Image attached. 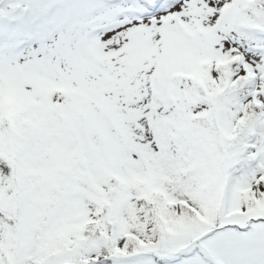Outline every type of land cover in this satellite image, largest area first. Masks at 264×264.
Segmentation results:
<instances>
[{
  "label": "snow or ice",
  "instance_id": "snow-or-ice-1",
  "mask_svg": "<svg viewBox=\"0 0 264 264\" xmlns=\"http://www.w3.org/2000/svg\"><path fill=\"white\" fill-rule=\"evenodd\" d=\"M0 264H264V0H0Z\"/></svg>",
  "mask_w": 264,
  "mask_h": 264
}]
</instances>
